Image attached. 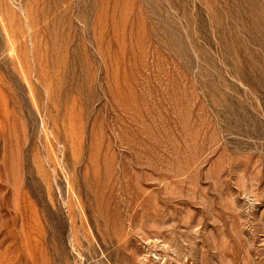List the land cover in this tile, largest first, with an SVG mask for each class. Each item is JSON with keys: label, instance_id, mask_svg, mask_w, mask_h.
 I'll list each match as a JSON object with an SVG mask.
<instances>
[{"label": "rangeland", "instance_id": "1", "mask_svg": "<svg viewBox=\"0 0 264 264\" xmlns=\"http://www.w3.org/2000/svg\"><path fill=\"white\" fill-rule=\"evenodd\" d=\"M0 264H264V0H0Z\"/></svg>", "mask_w": 264, "mask_h": 264}, {"label": "clouds", "instance_id": "2", "mask_svg": "<svg viewBox=\"0 0 264 264\" xmlns=\"http://www.w3.org/2000/svg\"><path fill=\"white\" fill-rule=\"evenodd\" d=\"M245 183H247V181H245ZM238 190H239V189H238ZM241 197H242V199L245 200L246 202L251 201V195H250V193H248V192H246V191H242V193H241ZM238 210H242V207H241L240 209H238Z\"/></svg>", "mask_w": 264, "mask_h": 264}]
</instances>
